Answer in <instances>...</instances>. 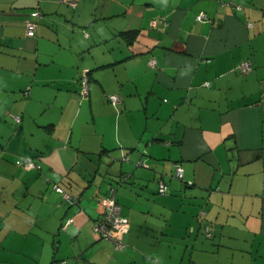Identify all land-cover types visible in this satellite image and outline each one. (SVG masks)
Instances as JSON below:
<instances>
[{
    "label": "crops",
    "instance_id": "1",
    "mask_svg": "<svg viewBox=\"0 0 264 264\" xmlns=\"http://www.w3.org/2000/svg\"><path fill=\"white\" fill-rule=\"evenodd\" d=\"M74 1L0 0V264H264V0Z\"/></svg>",
    "mask_w": 264,
    "mask_h": 264
},
{
    "label": "built area",
    "instance_id": "2",
    "mask_svg": "<svg viewBox=\"0 0 264 264\" xmlns=\"http://www.w3.org/2000/svg\"><path fill=\"white\" fill-rule=\"evenodd\" d=\"M72 6L75 5L74 0H62ZM43 14L40 10L35 9L31 11V18L26 21V35L34 36L35 31L37 28L38 20L42 18ZM204 16L203 13H200L197 16V19H202ZM160 22H162L161 18H152L149 22L151 27H156ZM153 64V61H150ZM242 71L246 72L250 69L249 62H242L241 63ZM81 88L79 91V95L82 98H85L88 94L87 88V79L85 75L81 79ZM107 99L110 102H117L119 97L117 94H110L107 96ZM15 120L17 122L20 121L19 116H15ZM126 160L127 157L122 158ZM23 165L28 169H40V164L35 162L30 158H23L22 160ZM138 165L146 166L144 162H139ZM174 176L177 179L182 180L183 178V169L180 164H174ZM56 189L60 192H63L65 198L70 202H77V198L71 196L68 193H65L60 187H56ZM166 190L165 183L163 181H158V191L164 192ZM101 203L103 205V210L101 215L95 220L93 229L94 231L99 233L101 239L108 240L113 243L115 249H123L125 244L122 240L123 235L126 233L128 228L129 220L127 217L123 216L120 212V204L116 201L113 193V189L110 193L103 195L101 198ZM72 218L67 219V223H70Z\"/></svg>",
    "mask_w": 264,
    "mask_h": 264
},
{
    "label": "trees",
    "instance_id": "3",
    "mask_svg": "<svg viewBox=\"0 0 264 264\" xmlns=\"http://www.w3.org/2000/svg\"><path fill=\"white\" fill-rule=\"evenodd\" d=\"M124 157H127V155H124ZM126 160H128V157H127ZM124 179H125V177H122V178H121V180H124ZM158 181H163V180H162V179H159ZM163 182H164V181H163ZM112 189H113L114 197H115V199H116V187H115V186H111V187H109L107 193H105L104 195L110 193V191H111ZM116 201H117V199H116ZM117 202H118V201H117Z\"/></svg>",
    "mask_w": 264,
    "mask_h": 264
}]
</instances>
